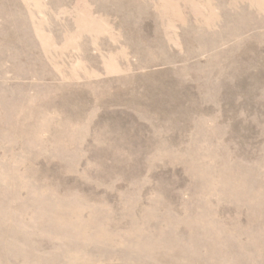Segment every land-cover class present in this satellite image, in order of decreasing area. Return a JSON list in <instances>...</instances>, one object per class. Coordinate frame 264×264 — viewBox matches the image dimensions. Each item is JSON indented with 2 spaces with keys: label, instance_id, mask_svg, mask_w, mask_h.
Listing matches in <instances>:
<instances>
[{
  "label": "rangeland",
  "instance_id": "374dc122",
  "mask_svg": "<svg viewBox=\"0 0 264 264\" xmlns=\"http://www.w3.org/2000/svg\"><path fill=\"white\" fill-rule=\"evenodd\" d=\"M0 110V264H134L187 218L264 264V0H0Z\"/></svg>",
  "mask_w": 264,
  "mask_h": 264
},
{
  "label": "bare ground",
  "instance_id": "6f19581e",
  "mask_svg": "<svg viewBox=\"0 0 264 264\" xmlns=\"http://www.w3.org/2000/svg\"><path fill=\"white\" fill-rule=\"evenodd\" d=\"M47 60H48V58H47ZM49 61L53 62V60L51 61V59ZM55 71L56 70H54V72ZM65 71L66 72L61 74V75L68 76V74H67L68 71L67 70H65ZM29 73H33L35 76L37 75L36 77H40V78H44L46 76H50L49 77L50 79H55V80L57 78L55 75L53 76V74L50 72L49 63L47 61L44 62L43 64L41 62V65L39 67H36V68L32 67V69H30L29 71L26 70L24 72V74H28V75H29ZM56 88L59 90H65L66 89V87H63L61 85L57 86ZM29 101L31 103H33L34 100L29 99ZM47 103L49 105H51L50 101H47ZM9 104L12 105V106H10V109L13 111H17V112L19 110L22 111L23 110L22 108H24V103H23V105L18 104V103H17V105H15L13 103L12 104L9 103ZM29 117H31V116H29ZM24 121H27V120H7L8 125L11 126V127H9L10 133H22V134L25 133V134H27V133H32V131L33 132H39L41 130V128L38 126H35V127L32 126L33 128L29 126L31 130L29 129V127H24V124H25ZM12 125H14V126H12ZM25 125H27V123ZM54 129L57 133H66L69 131L70 127L63 126L60 129L59 128H54ZM37 199H39V198H36V200ZM77 206L78 205H75L74 207L68 209V212H70L71 217L76 212ZM36 209H39V208H36ZM35 212L38 213L37 211H35ZM54 214H55V212L53 211L52 216ZM151 218H153V217H151ZM151 218L146 219L145 223L151 224V222H150L152 220ZM158 222L159 223H158L157 227H154V228L153 227H146V229H144V230L139 225L134 223L135 226L133 228V231L136 233V235H138V237H136V240L129 242L130 245L126 249L128 251V253H130V252L132 253V257H131L132 263H134V264H136V263L151 264L150 261H153V259H156L158 262L168 261V264H182L183 260H186L190 263H194V262L199 261V264H221V260H223V259L229 260L230 259V253L228 251H226L225 249L222 250V247H223L224 242H225V241H222V240H224V237L220 234L219 230L217 231L218 228H217V226H215L214 223L212 224L211 222H207L205 219H201V218H197V219L196 218H187L185 220H177V219L176 220H171V219L167 220L166 219L167 224L172 227L173 232H174V229L176 231H181V230H179V228H180V226L184 225L185 226L184 230L187 231V233L185 231V234L189 235L190 241H188L187 243H184L182 238H181V240L178 238L166 239V236H165V238H162V239L160 238L159 241H155V242L146 241L145 237L147 234L159 233L161 236V235H163L162 233H164V234L166 233L164 231V229L163 230L160 229V226L163 225L164 222H162V221H158ZM80 230H81V234H82V235L80 234L81 236H83L84 238H87V239H92L93 241L107 239V237L109 238V234H108L106 229L100 230L99 228H96V230H95L96 233H94V234H91L90 232H88L86 227L85 228L81 227ZM197 236L199 238H200V236L205 237L208 245L206 243L202 244V242L197 241V239H198ZM110 237L112 238L111 235H110ZM200 244L202 246L203 245L207 246L206 248H207L208 253L206 256L200 257V252H201V250L199 248V246L201 247ZM174 246L181 247L182 248L181 251L179 253L173 251ZM156 247H161L163 249L164 253L163 254L158 253L156 251ZM222 257H223V259H222ZM76 259H78V258H76ZM76 259H74V260H76ZM152 264H156V263L152 262Z\"/></svg>",
  "mask_w": 264,
  "mask_h": 264
}]
</instances>
